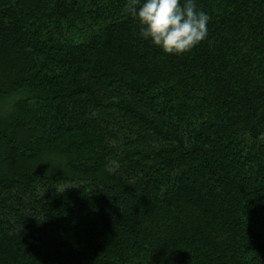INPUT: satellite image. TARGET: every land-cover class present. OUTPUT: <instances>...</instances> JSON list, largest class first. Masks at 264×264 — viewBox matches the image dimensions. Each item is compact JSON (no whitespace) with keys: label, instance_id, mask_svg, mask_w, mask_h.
<instances>
[{"label":"trees","instance_id":"obj_1","mask_svg":"<svg viewBox=\"0 0 264 264\" xmlns=\"http://www.w3.org/2000/svg\"><path fill=\"white\" fill-rule=\"evenodd\" d=\"M128 2L0 0V264H264V0Z\"/></svg>","mask_w":264,"mask_h":264},{"label":"clouds","instance_id":"obj_2","mask_svg":"<svg viewBox=\"0 0 264 264\" xmlns=\"http://www.w3.org/2000/svg\"><path fill=\"white\" fill-rule=\"evenodd\" d=\"M126 11L138 22L140 38L165 54L181 55L207 37L209 16L196 0H129Z\"/></svg>","mask_w":264,"mask_h":264}]
</instances>
